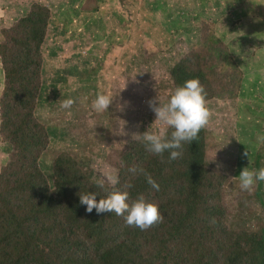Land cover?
Masks as SVG:
<instances>
[{"label": "rangeland", "instance_id": "1", "mask_svg": "<svg viewBox=\"0 0 264 264\" xmlns=\"http://www.w3.org/2000/svg\"><path fill=\"white\" fill-rule=\"evenodd\" d=\"M183 1L0 0V131L10 132L9 141L4 134L0 138L1 148L6 146V149L0 150V158L5 165L10 166L17 161L23 163L27 158L26 145L18 142L11 130H6V126L14 119L13 114L10 118L7 117L8 104L14 105L16 98V92L10 88L8 72L14 59H22L37 66L39 76L36 84L41 81L45 86L54 87L55 97H63L51 108V124L57 133V137H52L51 148L71 153L76 162L81 164L87 177L105 180L104 187L111 188L121 184L124 176L121 169L126 168L127 164L122 151L129 146L128 139L120 136L135 129L145 132L150 126L151 131L158 132L161 125L154 122L156 117L147 101L158 97L160 102L166 100L163 102L166 103L178 87L170 88L173 80L169 70L181 57H172L174 49H164V41L167 38L174 39L171 35L166 38L165 23L169 18L168 14H175L169 8L179 4L180 9H206L211 13L219 12L221 16L204 12V16L195 21L197 36L186 50L185 59L200 55L201 64H193L192 61L180 64L184 67V72L202 76L207 91L206 105L211 117L199 140L204 170L210 172L214 180L221 178L220 175L225 176L226 184L222 187L225 193L221 191L225 198L226 193L232 192L234 165L241 161L249 164L242 153L247 150L249 159L255 153L250 162L251 169L263 167L264 158L255 156L259 151L264 153V141L258 140V137L264 136V68L254 65L252 59H249V71L258 73V76L247 77L240 70V61L247 45L245 40L242 47L241 38L246 33L257 31L260 32V38L264 37V0H200V3L192 5L184 4ZM244 6L247 9L244 16L233 14ZM250 11L249 18H245ZM34 12L46 15L34 18ZM94 16L100 18L99 26L92 23ZM174 40L176 44L184 43L181 39ZM140 44L151 53L159 52L161 60L152 67L134 65L130 61L133 48ZM6 45L8 49L5 48ZM205 49L210 50L202 55L201 52ZM218 64L224 72L230 74H214ZM151 68L155 69V75L152 71L140 84H132L138 74ZM232 82L237 87L231 88ZM242 84H246L251 90L261 87L245 98V86L242 94L239 92ZM17 87L22 88L21 85ZM126 88L130 90L124 92ZM99 93L115 97V105L110 113L97 112L92 108ZM69 98L74 100L73 105L68 109L61 108V102ZM118 104L123 105V110L117 108ZM136 133L139 132L135 131ZM188 149L186 147L185 151ZM182 151L184 154L185 151ZM132 155L133 159L151 167L149 172L159 163L155 154L142 145H137ZM171 163L172 161L162 163L165 166L160 169L163 176L169 174L166 166ZM46 171L50 172L48 166ZM172 171L174 177H179L184 169L171 168V173ZM110 175L118 177L119 183L112 185L107 182ZM173 176L166 177L169 189L164 194L146 182L147 201L168 206L171 199L179 193L180 186L188 184L186 179L183 183L176 182L172 179ZM122 191H131V187ZM244 193L240 183H235L233 198L238 209L234 208L231 216L226 217L231 219L235 216L236 219L234 224L230 221L225 225L232 241L236 239L234 233L244 232L253 236L260 235L264 230V198L263 201H258L254 192ZM211 204L213 202L210 200L209 205ZM206 206L195 204L192 209V213L197 211L200 214L197 223L203 228L209 225L204 219L210 213L202 209ZM159 211L164 214V209ZM119 217L109 218L107 222L109 226L114 223L119 232L127 234L115 236L117 240L120 243L126 241L127 244L130 240L136 252L142 251L141 256L154 263L152 247L144 242H139L137 246L133 240L138 233H148L152 229H129L124 219ZM2 228L3 222L0 220V236L3 235ZM8 237L10 240L16 239L14 234ZM240 237L246 241L244 236ZM226 239L228 236H224V240ZM0 242L1 251L6 252L8 240L0 239ZM107 242L113 243L106 238L101 243L88 244L77 252L79 259L96 260ZM255 245L251 244L247 248L252 251ZM179 248L181 252L182 248ZM197 249L196 242L192 245L185 242L184 255L173 258L170 264H192V256Z\"/></svg>", "mask_w": 264, "mask_h": 264}, {"label": "trees", "instance_id": "2", "mask_svg": "<svg viewBox=\"0 0 264 264\" xmlns=\"http://www.w3.org/2000/svg\"><path fill=\"white\" fill-rule=\"evenodd\" d=\"M183 3L192 5L200 3V0H184ZM245 6L240 11L235 10L236 13L234 11L233 14L244 16L247 11ZM169 11L175 14H168L169 18L165 23L166 38L171 35L174 39L184 41L183 44H176L174 39L168 38L164 41V49L169 50L173 47L172 57H181V60L172 65L169 70L170 78L173 80L170 88L182 86L185 81L193 78H198L205 88L202 76L184 72V67L180 64L185 61L201 64L200 55L185 59V52L197 36L195 21L200 20L204 12L211 13V11L180 9L179 4L171 6ZM251 11L245 18H249ZM211 14L221 17L219 12ZM43 15L46 14L34 12L32 16L38 18ZM92 23L99 26L101 20L98 16H94ZM259 36L260 32L257 31L246 33L245 39L241 38L242 47L245 40L247 45L242 51L240 70L247 77L258 76V73L249 71V59H252L254 65L264 68V37ZM209 50L205 49L201 54L205 55ZM133 51L130 61L139 67L146 65L152 67L161 60L159 52L151 53L142 44L133 48ZM152 71L155 75L154 68L138 74L137 78L132 80V84H140L141 80L144 81ZM218 73L230 74V72H224L220 64L214 71V74ZM38 76L37 66L22 59H14L12 68L8 72L10 88L16 92V98L14 105L8 104L7 117L10 118L13 114L14 119L6 126V130H11L16 140L26 145L27 158L23 163L17 161L10 166L5 165L0 158V200L3 201L4 206L3 235L0 239L8 240L6 252L1 251L0 242V264H153L141 256L142 251L136 252L133 249L130 240L129 244L126 241L120 243L117 240L115 236L127 234L119 232L114 223V227L109 226L107 223L110 220L109 217L102 221L98 220V217L106 218L107 213L98 215L93 209L88 215L89 219L82 220L81 218L86 216L84 212L86 206L80 204L78 194L95 192L98 194L97 201H99L108 193L122 191L128 188L126 185H131V195L139 198L141 195L148 194L145 186L147 176L144 173L150 175L152 179L155 178L160 186L159 192L164 194V191L169 189L166 177L173 176L171 168L178 167H182L184 171L179 177L173 176L172 179L182 183L186 179L188 184L183 183L180 186L179 193L171 199L168 206L161 205L164 209V221L160 225L151 227L149 230H152L148 233L135 235L133 240L136 241L137 246L139 242L150 245L152 247L151 256L158 254L159 258L161 254L164 257V263L169 262V264L172 262L170 258L180 252V244L187 241L189 245L194 242L198 245L196 253L192 256V264H264V230L260 235L253 236L244 232L234 233L236 239L232 241L225 226L230 221L234 224L236 219L235 216L231 219H227L226 216H231L234 208L238 209L233 192L235 183H240L241 170L248 167L247 165L252 171L258 172L262 168L251 169L252 163L250 162L255 153L250 157L249 164L241 161L234 165L232 192L226 193L224 198L221 191L225 193L222 187L225 186L226 180L224 178L214 180L210 172L204 170L203 151L199 140L205 128L200 131L195 141L183 144L182 150L185 151L186 147L189 149L179 160H173L171 165L166 166L169 169L167 176H163L160 169L165 168L162 164L164 161L169 162L168 151H165L162 156L155 155L159 163L151 172H149L151 167L146 163L133 159L132 151L137 145L145 148V142L133 139L135 131H140L135 129L120 136V138L128 139L129 146L128 149L122 151L127 159L126 168L121 169L124 175L122 183L111 188H100L96 184V179L84 174L83 167L76 162L71 153L55 151L51 148L52 137H57L51 124L52 97L56 93V88L45 86L41 81L36 84ZM17 85H21L22 88H18ZM244 86L245 98L261 87L251 90L249 86L242 84L240 94ZM234 87L237 86L232 82L231 88ZM171 131L172 129H168V133L171 134ZM7 133L4 131V136L9 141L10 132ZM4 148L0 145V150ZM255 157L264 158V153L259 151ZM47 166L50 172L46 171ZM140 168L144 169V173L139 172ZM130 169H136V171H130ZM242 191L245 192L244 195L247 192ZM249 192H254L257 200L263 201L264 181H256ZM207 199H210L213 204L202 208L210 213L204 219L209 225L203 228L197 223L200 214L197 211L192 213V209L196 203ZM185 210L188 212H183ZM213 219L215 223H212ZM85 222L87 224L82 226L81 224ZM12 234L16 239L10 240L8 236ZM241 235L246 238L247 242L240 237ZM224 236H228V239L224 240ZM106 238L113 241V244H106L96 262L95 259H79L77 252L83 250L88 244L101 243ZM251 244H256L252 251L247 248Z\"/></svg>", "mask_w": 264, "mask_h": 264}, {"label": "clouds", "instance_id": "3", "mask_svg": "<svg viewBox=\"0 0 264 264\" xmlns=\"http://www.w3.org/2000/svg\"><path fill=\"white\" fill-rule=\"evenodd\" d=\"M129 90L130 88H126L124 92H128ZM55 95L56 93L52 97V106L57 101L63 99V97H55ZM206 96V90L200 80L193 78L185 81L182 86H178L166 103H161L158 97L148 100L147 104L156 117L154 122L161 125V127L158 132L151 131V126L145 132L140 130L139 133L133 134V139L145 142L146 150L155 155L162 156L165 151H168L170 153L169 162L180 158L183 154V144L195 141L200 131L209 123L211 112L206 106ZM114 98L107 93H99L92 103V108L97 112L110 113L115 105ZM73 103L74 100L69 98L63 100L60 107L68 109ZM117 108L123 110V105L118 104ZM168 129H172L170 137L168 136ZM3 134L4 131H0V138H2ZM258 140L264 141V136L258 137ZM242 156L246 157L249 161L247 150L242 153ZM130 171H136V169H130ZM139 172L144 173V169L140 168ZM144 174L147 176V183L153 189L159 191V184L150 175ZM220 177L225 178V176L221 175ZM239 180L241 190L251 191L256 181H264V167L260 168L258 172L249 170L248 167L243 168L239 174ZM107 182L115 185L119 183V180L118 177L110 175L107 177ZM96 184L98 187L103 188L105 180L99 179L96 181ZM126 187H131V185H126ZM78 195L80 204L86 206V209H84L86 216L82 217V220L89 219V213L91 214L93 209H95L98 215L107 213L106 218L98 217L99 221L105 220L108 217L118 219L120 216V219H124L127 228H139L140 231L148 230L157 224L160 225L164 221V214L162 215L159 211L163 208L160 204L147 201L148 194L141 195L138 198L133 197L130 191L117 190L108 193L105 198H101L99 201H97L98 194L95 192L79 193ZM209 202L210 199H207L201 200L196 204L203 206L209 205ZM3 211V201L0 200V220L3 218ZM212 223H215L214 219ZM83 224H87V222ZM108 243L111 242H107L106 244ZM183 244H180L182 251L175 253L170 260L184 255ZM101 251H99L96 260ZM152 258L153 264H169V262L164 263V257L161 254L159 258L158 254L152 255Z\"/></svg>", "mask_w": 264, "mask_h": 264}]
</instances>
